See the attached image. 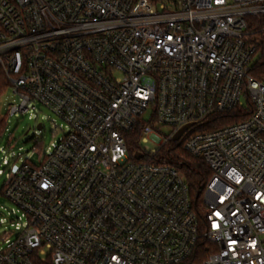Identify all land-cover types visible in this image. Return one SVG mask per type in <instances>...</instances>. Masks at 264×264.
I'll use <instances>...</instances> for the list:
<instances>
[{
  "label": "built area",
  "instance_id": "2783aa9c",
  "mask_svg": "<svg viewBox=\"0 0 264 264\" xmlns=\"http://www.w3.org/2000/svg\"><path fill=\"white\" fill-rule=\"evenodd\" d=\"M261 48L264 0H0L8 113L45 107L66 123L0 189V264H189L201 239L209 254L193 264H264ZM235 109L243 119L200 130ZM141 120V141L185 138L209 165L203 222L159 149L130 159Z\"/></svg>",
  "mask_w": 264,
  "mask_h": 264
},
{
  "label": "rangeland",
  "instance_id": "374dc122",
  "mask_svg": "<svg viewBox=\"0 0 264 264\" xmlns=\"http://www.w3.org/2000/svg\"><path fill=\"white\" fill-rule=\"evenodd\" d=\"M262 51L263 49L261 48L255 54L251 63L252 66L256 63L258 57L262 55ZM0 73L4 75L2 70H0ZM15 98L13 88L9 84L0 96V112L1 115L6 118L7 124L6 130L0 140V189L9 176L12 165H14L13 168L16 170L21 162L26 159H30L34 165H38L41 156L48 150L51 142L54 139L62 138L66 133V123L45 107H41V111L30 110L25 113L17 112L13 115L9 114L8 108L14 103ZM150 113V110H148L145 116H149ZM39 123L43 124L42 130L37 128ZM186 127L187 125L183 128ZM37 136L39 137L38 142H36ZM139 144L146 152L159 149L157 142L150 137H148L147 142L140 140ZM12 152L17 155V159H12L11 164L5 166L2 163V157L4 154L11 157ZM0 202L4 205H9V201L3 197H0ZM1 211L0 218L11 217L8 211L3 209H1ZM11 219H14V217L12 216ZM9 229H11L10 222L6 220L5 224L0 225V238H2ZM0 243H3L1 239Z\"/></svg>",
  "mask_w": 264,
  "mask_h": 264
},
{
  "label": "trees",
  "instance_id": "16d2710c",
  "mask_svg": "<svg viewBox=\"0 0 264 264\" xmlns=\"http://www.w3.org/2000/svg\"><path fill=\"white\" fill-rule=\"evenodd\" d=\"M251 73L255 78H260L264 75V48L262 55L258 57L256 63L251 67ZM9 81L5 75L0 73V96L8 87ZM244 114L238 110H231L224 114H216L207 123L206 127L200 130H212L220 126L237 122L243 119ZM145 123L139 121L131 130L125 133V139L129 157L135 160L134 155L142 150L140 140L143 135ZM6 118L0 112V140L6 130ZM185 138L176 142H167L158 151L154 161L162 164L174 166L183 173L189 185L190 195L193 207L198 214L201 222L205 218L204 210V187L213 175L209 165L200 157L193 156L183 148ZM209 243L201 239L198 243L196 254L189 260V264L198 263L209 254Z\"/></svg>",
  "mask_w": 264,
  "mask_h": 264
},
{
  "label": "water",
  "instance_id": "95a60500",
  "mask_svg": "<svg viewBox=\"0 0 264 264\" xmlns=\"http://www.w3.org/2000/svg\"><path fill=\"white\" fill-rule=\"evenodd\" d=\"M42 128V125L41 124H39L38 125V129H41ZM142 156H143V154L142 153H137L136 155H135V157L137 158V159H140V158H142Z\"/></svg>",
  "mask_w": 264,
  "mask_h": 264
}]
</instances>
